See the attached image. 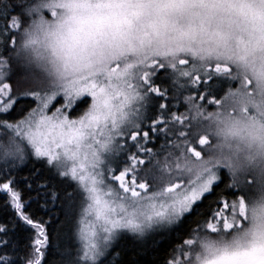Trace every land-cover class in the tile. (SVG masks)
<instances>
[{
	"label": "snow or ice",
	"instance_id": "6c2138e0",
	"mask_svg": "<svg viewBox=\"0 0 264 264\" xmlns=\"http://www.w3.org/2000/svg\"><path fill=\"white\" fill-rule=\"evenodd\" d=\"M0 199V264H264V0H0Z\"/></svg>",
	"mask_w": 264,
	"mask_h": 264
},
{
	"label": "trees",
	"instance_id": "16d2710c",
	"mask_svg": "<svg viewBox=\"0 0 264 264\" xmlns=\"http://www.w3.org/2000/svg\"><path fill=\"white\" fill-rule=\"evenodd\" d=\"M33 195H35L33 193ZM27 195L25 199H27ZM2 199H0V204H2ZM29 211L36 214L37 218L43 217L45 220L49 218V214L42 208L37 206L36 202H32ZM3 214V213H0ZM56 215V219L62 220L63 217ZM61 225L54 224L51 225L52 230V259L53 264H58L59 253L67 248L70 244H75L74 239L71 237L69 229L64 226L62 232L58 231ZM157 239V240H156ZM172 240V236L169 234H164L161 237L149 239L145 242H132L130 240H124L119 243V249L125 254L126 259H133L139 261V264H154V262L164 254L165 249L168 247Z\"/></svg>",
	"mask_w": 264,
	"mask_h": 264
},
{
	"label": "rangeland",
	"instance_id": "374dc122",
	"mask_svg": "<svg viewBox=\"0 0 264 264\" xmlns=\"http://www.w3.org/2000/svg\"><path fill=\"white\" fill-rule=\"evenodd\" d=\"M162 235H155V236H153V238L155 237V238H158V237H161ZM151 240H152V238H150ZM124 240H130V241H134V240H132V239H130V238H125V239H123V240H121L120 242H122V241H124ZM157 240V239H156ZM119 242V243H120ZM134 242H137V241H134Z\"/></svg>",
	"mask_w": 264,
	"mask_h": 264
}]
</instances>
